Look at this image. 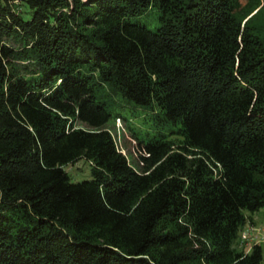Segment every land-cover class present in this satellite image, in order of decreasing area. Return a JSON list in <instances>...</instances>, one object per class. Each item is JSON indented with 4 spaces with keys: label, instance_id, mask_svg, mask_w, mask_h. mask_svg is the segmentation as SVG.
Here are the masks:
<instances>
[{
    "label": "trees",
    "instance_id": "obj_1",
    "mask_svg": "<svg viewBox=\"0 0 264 264\" xmlns=\"http://www.w3.org/2000/svg\"><path fill=\"white\" fill-rule=\"evenodd\" d=\"M257 7L0 0V264H264L261 245L241 248L264 208ZM148 12L153 29L135 21ZM114 97L156 106L179 138L133 131L132 165ZM81 160L92 178L73 183Z\"/></svg>",
    "mask_w": 264,
    "mask_h": 264
},
{
    "label": "rangeland",
    "instance_id": "obj_2",
    "mask_svg": "<svg viewBox=\"0 0 264 264\" xmlns=\"http://www.w3.org/2000/svg\"><path fill=\"white\" fill-rule=\"evenodd\" d=\"M263 0H244L245 11L250 12L252 8L258 6L251 14L247 16L244 24L262 8ZM21 13L26 12L24 6H21ZM135 21L147 26L150 29L155 28L157 22L152 12L138 16ZM7 43L18 49L21 44L14 40H8ZM114 112L121 116L120 119L111 121L109 126L119 148L129 157L131 164H138L141 156H145V151L134 136V132L140 139L155 138L165 136L169 140L178 139V130L180 126L169 122L165 115L156 107H140L133 103L115 98ZM133 129V130H131ZM134 131V132H133ZM91 165L86 160H81L74 165L66 167V171L73 183H79L92 178ZM248 223L241 233V248L245 252H250L255 245H261L264 248V208L255 214L247 213Z\"/></svg>",
    "mask_w": 264,
    "mask_h": 264
}]
</instances>
